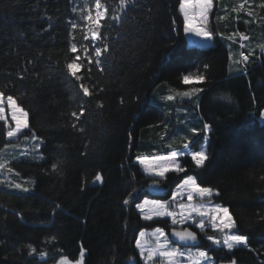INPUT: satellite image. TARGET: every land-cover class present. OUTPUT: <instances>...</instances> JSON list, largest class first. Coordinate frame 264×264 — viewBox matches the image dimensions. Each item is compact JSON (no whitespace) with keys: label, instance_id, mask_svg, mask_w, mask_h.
<instances>
[{"label":"trees","instance_id":"16d2710c","mask_svg":"<svg viewBox=\"0 0 264 264\" xmlns=\"http://www.w3.org/2000/svg\"><path fill=\"white\" fill-rule=\"evenodd\" d=\"M238 1L220 13L225 20L211 22L213 44L199 47L182 36L178 0H136L126 14L119 13L121 21L102 22L109 52L104 71L93 65L91 80L81 81L93 92L84 97L65 65L80 55L85 68L78 74L87 75V60L79 50L90 43L83 40L88 24L79 17L86 0H0V89L29 112V126L42 141L34 157L20 155L21 147L4 157L14 172L0 180L7 177L30 191L10 188L7 181L0 184V264H55L61 255L75 261L82 249L83 264L139 261L138 233L157 227L168 233L170 228L163 220H141L136 210L145 198L143 190L152 184L136 157L181 149L178 134L188 118H197L192 125L200 130L190 135L189 148L197 149L207 136L208 160L196 168L190 158H180L185 172L168 173L162 182L172 189L194 176L200 186L217 190L212 201L229 209L237 223L234 231L248 236L249 244L211 255L219 263L235 258L237 264H264V122L258 121L264 109V55L253 47L242 66L245 74L235 73L239 68H231L227 47V37L238 29L252 41L264 38V30L253 23L255 17L264 19V8L259 6L255 16L234 14ZM117 3L111 0L110 9ZM72 21L78 23L76 29ZM71 42L77 43V53L69 51ZM189 73H203L206 79L184 84L182 76ZM191 87L200 91L179 114L173 111L177 98L174 105L161 99ZM204 124L211 125L207 133ZM4 132L0 121V149L7 142ZM53 163L58 170L53 171ZM97 174L102 181L93 184ZM51 236L57 239L47 243ZM28 245L49 255L43 260L29 256ZM200 246L207 244L201 240Z\"/></svg>","mask_w":264,"mask_h":264},{"label":"snow or ice","instance_id":"6c2138e0","mask_svg":"<svg viewBox=\"0 0 264 264\" xmlns=\"http://www.w3.org/2000/svg\"><path fill=\"white\" fill-rule=\"evenodd\" d=\"M111 0H86V3L79 9L80 20L86 21L88 24V31L83 34V40L89 41V44H81L80 49L84 54V60H87V75H80L78 73L83 72L85 65L80 55H76L67 62L65 67L67 73L75 78L76 82H80L78 87L82 91L84 97H90L93 92L90 90L88 83L81 81H90L92 78V66L94 65L99 71H104V59L109 52L108 37L102 34L104 21H116L122 20V16L119 13H125L129 5L135 4L136 0H118L115 6L109 7ZM247 6V7H246ZM214 0H178V11L183 17L182 28L185 34H195L203 40H212L216 35L215 29L209 27V17L213 14ZM261 8H264V2L260 4ZM74 13L77 12V8H73ZM111 11V15L109 14ZM233 13L239 14L242 11H246L248 16H252L253 12L250 9V0H240L238 6L231 9ZM218 20H225L226 15L218 16ZM249 23V21H244ZM72 29L78 27L76 21H72ZM173 25L177 24V20H172ZM195 24V26H193ZM111 27V25H109ZM239 37V47L245 48L244 41H248L249 37L243 32H233L227 38L233 40L234 37ZM75 37H73V40ZM100 42L99 44L97 42ZM260 49L261 55H264V42L256 45ZM91 48V51L89 50ZM69 51L72 53L78 52V46L76 42L70 43ZM240 59L235 60L237 65L241 63H248L249 58L253 55L252 51H249L248 55L244 52L238 53ZM229 60H233V56L229 54ZM28 63H32L31 60ZM205 69L208 65L203 66ZM27 71V69H25ZM38 75V74H37ZM20 79L23 80L24 76L20 75ZM206 79L203 73H189L182 76V82L189 84L193 81L202 82ZM9 85H5L7 88ZM95 88L96 85H91ZM103 91V89H100ZM194 91H200L195 89ZM193 93L184 91L177 92V96L190 97ZM24 95V93H21ZM164 101H173L176 99L173 95H167L161 97ZM123 103V100H121ZM102 102H97V107L103 108ZM6 108L11 112V121L14 122L12 126L6 116ZM85 109L80 108V115H83ZM72 116L79 120L77 112L73 111ZM264 115V114H262ZM29 112L26 111L18 102L17 98L12 95H6L4 89H0V121H3L5 136L7 142L4 144V148L0 149V175L4 173L11 174L14 169L11 167L12 161L4 158V149L18 148L19 144L14 143L17 138L23 136L24 141L36 142L34 145V151L39 150L42 141L38 136L32 132L28 123ZM76 127L75 123L72 125ZM165 129L168 125H164ZM25 129L32 132L29 136ZM203 130L208 132L211 130V125L204 124ZM197 128L193 127L190 132L193 135L199 134ZM163 139V137H161ZM175 139V137H173ZM187 140V137L181 138ZM204 139L207 141L208 137ZM171 148V144L168 145ZM20 155H27V151L21 152ZM190 157L191 162L196 168H202L205 162L208 160V154L206 149L201 148L198 151H189V143L184 142L182 149H172L167 155L157 154L151 157L137 156L136 160L143 167V171L147 174V177L151 179L153 185H159L162 181L167 179L168 173L180 174L185 172L184 166L180 162V158ZM42 158V157H41ZM15 159V157H13ZM59 164L53 163V171L58 170ZM16 176H19V172H15ZM7 181L0 180V184ZM96 181H102V177L97 174ZM7 186L15 188L22 192H29L30 189L24 187L22 183H13L7 181ZM187 196V203H185L182 197ZM219 192L211 187H202L197 183L194 176H187L182 180L180 184L176 186L175 191L171 194L170 200L145 199L142 203L135 205L138 210L139 216L144 221H155L164 218H171V236L175 238L170 240L169 236L165 234L164 229L157 227L152 232L141 231L139 237L136 239V249L139 250V261H134V258L130 257V261H134V264H215V260L209 255L210 250L222 251L228 250V253H232L234 249L247 248L249 244V237L246 235L237 234V223L227 207L220 204L212 203V197L218 196ZM132 194L129 193V198L123 200V204L128 206L131 200ZM61 206L55 205L56 209ZM176 209H179L177 212ZM55 210V209H54ZM264 219V217H262ZM191 222L196 228L204 234L207 241H211L209 250H202L198 235L195 231L189 230V227H184L182 230H177L175 227L178 224H186ZM211 228L213 234H207L206 229ZM217 233L219 235H217ZM57 238L51 236L46 238L47 243H52ZM179 241V244L176 243ZM30 251L29 256L38 254L43 260L49 255L47 251H39L28 245ZM61 251L62 250H57ZM84 250L80 252V259L70 260L67 255H61L55 264H83ZM46 264V261H45ZM229 264H237L235 258L229 261Z\"/></svg>","mask_w":264,"mask_h":264},{"label":"rangeland","instance_id":"374dc122","mask_svg":"<svg viewBox=\"0 0 264 264\" xmlns=\"http://www.w3.org/2000/svg\"><path fill=\"white\" fill-rule=\"evenodd\" d=\"M215 1H217V5L215 4L214 5V7H213V14L212 15H210V17H209V27H212L213 28V26H212V24H211V22L214 20H217V17L220 15V13L222 12V11H224V10H226L227 9V7L228 6H226L228 3H231L232 1H236V0H215ZM251 1V0H250ZM262 2H264V0H256V2H254L253 1V5H254V7H251V6H253V5H251L250 4V9H251V11L253 12V16H255L257 13H259V10H260V4L262 3ZM240 3V0L238 1V4ZM238 4H237V6H238ZM234 6H236L235 4H234ZM242 13L245 15V16H248L247 15V12L246 11H242ZM234 14H236V13H234ZM261 14V13H260ZM264 14V13H263ZM182 16V15H181ZM249 17V16H248ZM260 18L261 17H255L254 19H253V23H255V27H257V25L259 26V28L261 29V30H264V19H261L260 20ZM245 20V19H244ZM259 22H258V21ZM182 23H183V17H182ZM193 26H195V24L193 25ZM260 31V30H259ZM238 32H241V30L240 29H238ZM182 36H183V38H184V40L186 41V43H188V44H193V45H195V46H199V47H209L210 45H212L213 44V40H203V39H201L200 37H197L195 34H185L184 32H183V28H182ZM259 33V32H258ZM218 34H220L219 32H218ZM262 35H263V33H262ZM234 39V38H233ZM258 39V38H257ZM255 40V42L253 41V42H251V41H249V45L250 44H252L251 46H249V45H247L246 47H245V51H247V52H249V51H251V50H254V48H256V50H260L258 47H256V45H258L259 43H262V42H264V38L263 39H258V40ZM231 43H234L233 42V40L230 42H228V44H227V46H228V48L229 49H231L232 48V44ZM254 47V48H253ZM238 53H239V49L237 48V50L235 51V52H233V55L235 56V54H236V60L237 59H240V57H239V55H238ZM247 54V53H246ZM235 66L233 65V63H231V68H234ZM197 82H195V81H193V82H191V83H189L188 85H195ZM195 88H193V87H191V88H189L188 89V92H192L193 94L190 96V97H180V96H177V94L176 93H171V94H166V95H163V96H167V95H173V96H175L176 98H177V105L176 106H174V108H173V111L176 113V114H179V111L181 112L182 110H186V105H188V104H190V105H192V96L195 94ZM196 94H197V91H196ZM196 96V95H195ZM164 101V100H163ZM174 101V100H173ZM173 101H169L168 103V105H172L174 102ZM185 104V105H184ZM174 105V104H173ZM6 116H7V118H8V120H9V122H10V124L12 125V126H14V122H12L11 121V112H10V110L9 109H7L6 108ZM191 112H193V110L191 111ZM186 113V112H185ZM262 114H264V110L262 111V113L260 114V116H259V119L261 120V121H264V115H262ZM190 120V119H189ZM181 126H183V129L182 130H180L179 131V134H178V141H179V143H180V145H183V143L184 142H190V140H191V136L193 135H191V132H190V129L191 128H193V126H191V124L190 123H185V121H183V125H181ZM26 130V129H25ZM191 135V136H190ZM189 136H190V138H189ZM183 137H187V140L185 141V140H182L181 138H183ZM14 143H17V144H19V147L18 148H20L21 147V152H25V151H27V154H30V156H32V157H34L35 155H37L38 153H37V150H33L34 149V145H35V143L36 142H33V141H24L23 140V136H21V137H19V138H17L15 141H13ZM24 143L23 145H21V143ZM18 148H8V149H4V157H6L7 155H10V154H12V153H14L15 151L14 150H18ZM24 148V149H23ZM201 148H204V149H206V140L201 144V145H199L198 146V148L197 149H191V148H189V151H198V150H200ZM155 155H157V154H153V155H144V154H139V156H143V157H151V156H155ZM161 155H167V154H161ZM183 158V157H182ZM188 158H190V157H188ZM191 159V158H190ZM140 167H141V170L143 171V167L138 163V161L136 160L135 161ZM143 173L145 174V175H147L144 171H143ZM182 182V181H181ZM180 182V183H181ZM97 183H99V181H96V178L93 180V184H97ZM179 183V184H180ZM177 186V185H176ZM176 186L172 189V191H171V193H170V195H169V197L166 199V200H170L171 199V194H172V192L173 191H175V189H176ZM146 199V198H145ZM145 199H143L140 203H142ZM148 200H153L152 198H147ZM182 199H183V201L185 202V203H187L188 201H187V196L185 195L184 197H182ZM212 203H214L213 201H212ZM214 204H216V203H214ZM137 210V209H136ZM176 211L178 212L179 211V209H176ZM137 212H138V210H137ZM141 218V217H140ZM141 220H143L142 218H141ZM160 220H163V221H165V223L167 224V226L169 227V228H172V226H171V218H164V219H160ZM144 221V220H143ZM187 225H189V226H191V227H193V228H195L196 229V231L198 232V233H200L202 236H203V238H202V240H203V242H205L206 244L209 242V244L211 245V241H207L206 240V238H205V236H204V234H202L201 232H200V230L198 229V228H196L190 221L188 222V223H186V224H178V225H176L175 227L177 228V229H181L182 227H184V226H187ZM154 229H150V230H142V231H146V232H152ZM206 231H207V234H209V235H211V234H213V231H212V229L209 227V228H207L206 229ZM165 232V231H164ZM140 233V232H139ZM139 233H138V236H137V238L139 237ZM165 234L166 235H168L166 232H165ZM217 235H219L218 233H217ZM135 248H136V243H135ZM208 248H209V246H208ZM203 250V249H202ZM224 250H226V252H228V250L227 249H224ZM136 252H137V254H138V256H139V250L138 249H136ZM140 259V258H139ZM140 264H142V262H140Z\"/></svg>","mask_w":264,"mask_h":264},{"label":"water","instance_id":"95a60500","mask_svg":"<svg viewBox=\"0 0 264 264\" xmlns=\"http://www.w3.org/2000/svg\"><path fill=\"white\" fill-rule=\"evenodd\" d=\"M169 191H170L169 186H167L165 183H160L159 185H153L152 184L151 186L147 187L143 191V194L147 197H150V198H163V197L167 196ZM182 229H177V230H182ZM189 230H192V229L189 228ZM171 231H172V229L169 230L168 236H169L170 240H174L175 238H173L171 236ZM176 243L179 244V241H176Z\"/></svg>","mask_w":264,"mask_h":264},{"label":"flooded vegetation","instance_id":"af4514ba","mask_svg":"<svg viewBox=\"0 0 264 264\" xmlns=\"http://www.w3.org/2000/svg\"><path fill=\"white\" fill-rule=\"evenodd\" d=\"M199 238L201 239V235L200 234H199ZM211 256L213 257L214 255H211ZM214 260H215V264H224V263H221V262L219 263V261L217 259H215V258H214Z\"/></svg>","mask_w":264,"mask_h":264}]
</instances>
